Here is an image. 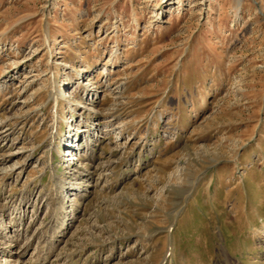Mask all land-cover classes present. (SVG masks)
<instances>
[{
  "label": "rangeland",
  "instance_id": "obj_1",
  "mask_svg": "<svg viewBox=\"0 0 264 264\" xmlns=\"http://www.w3.org/2000/svg\"><path fill=\"white\" fill-rule=\"evenodd\" d=\"M1 219L0 264H264V0H0Z\"/></svg>",
  "mask_w": 264,
  "mask_h": 264
},
{
  "label": "bare ground",
  "instance_id": "obj_2",
  "mask_svg": "<svg viewBox=\"0 0 264 264\" xmlns=\"http://www.w3.org/2000/svg\"><path fill=\"white\" fill-rule=\"evenodd\" d=\"M73 145V144H72ZM75 145V144H74ZM73 145V146H74ZM83 169H81V168H77L76 170H75V173H78V174H80L81 175V171H82ZM72 187L70 186H68L67 187V189H71ZM64 204V203H63ZM63 204H59V206H57L56 207V209H54V211H55V213L53 214L52 213V215L50 216V218L48 219V221H47V225H48V227L49 226H51V225H55V224H53V223H55V222H58V219L60 218L59 217V215H61L63 212H64V208H63ZM55 207V206H54ZM63 208V209H62ZM57 211H59V212H57ZM24 213V212H23ZM59 217V218H58ZM2 219L0 220V238L1 239H5L8 235H7V233H8V231L10 230V228H12L13 227V225L11 224V225H7V223H5V225H4V223L2 224ZM10 227V228H9ZM60 227V226H59ZM58 227V228H59ZM57 229L56 228H54V230L52 231V233L48 236V237H46V238H48V242H51L52 240H53V235H55L56 233H57ZM47 240V239H46ZM51 244H54V243H50V245L48 246V249L50 250L51 248H52V245ZM45 249V248H44ZM46 253V252H45ZM38 264H42V261L40 262V263H38Z\"/></svg>",
  "mask_w": 264,
  "mask_h": 264
}]
</instances>
